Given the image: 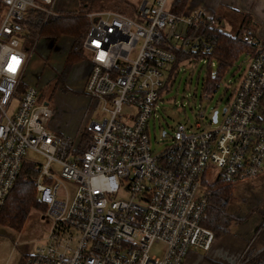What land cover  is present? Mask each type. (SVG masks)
Segmentation results:
<instances>
[{
  "label": "built area",
  "instance_id": "obj_1",
  "mask_svg": "<svg viewBox=\"0 0 264 264\" xmlns=\"http://www.w3.org/2000/svg\"><path fill=\"white\" fill-rule=\"evenodd\" d=\"M58 1L0 0V210L30 160L41 164L37 188L52 220L46 242L23 264H184L191 250L209 251L216 237L202 224L207 183L264 178V39L244 35L259 51L246 56L222 119L217 110L200 111L194 125L179 122L156 152L149 122L177 66L197 60L184 57L174 68L178 52L210 53L196 31L219 18L202 9L178 14V0H142L132 16L91 11L84 92L101 113L77 135H62L51 128L50 101L24 79L39 40L23 21L31 10L59 14ZM12 57L19 60L15 73L6 71ZM87 132L89 144L78 151ZM30 151L45 160L31 159ZM65 181L74 183L72 194ZM156 245L163 246L159 254L152 253ZM246 256L236 264H252Z\"/></svg>",
  "mask_w": 264,
  "mask_h": 264
},
{
  "label": "rangeland",
  "instance_id": "obj_2",
  "mask_svg": "<svg viewBox=\"0 0 264 264\" xmlns=\"http://www.w3.org/2000/svg\"><path fill=\"white\" fill-rule=\"evenodd\" d=\"M81 1L59 0L56 4V12H76L79 8L85 6ZM86 1V4L92 7L93 11L122 10L125 14L130 16L134 15L140 7L136 0ZM218 13L222 17L221 26L225 31L231 33L232 31L236 32L238 27L236 15L231 16L228 15V13H222V11ZM71 43L72 38L68 36H62L58 40L40 37L24 79L29 84L37 85L41 89L43 97L46 99L49 98L48 100L51 101L53 107H55V104L61 107L65 124L72 129L77 126L80 129L84 127V124L88 123L90 119L98 118L101 111L100 109L93 110L94 103L90 102L89 97L84 92L83 84L86 80L87 64L89 63L88 55L85 60L77 63V66L73 67L69 72L68 79L64 84L66 88H63L61 84L55 88L54 77L59 74ZM246 60V55L240 57L235 65L225 73L216 91L210 94L204 89L208 73V65L205 59H195L193 61L185 60L177 66L176 74L170 79V87L159 101L155 115L152 116L149 122L152 149L156 152H161L170 141L173 128L179 122L194 125L200 111H204L207 115H211L217 110L219 111V118L222 119L223 110L231 99L233 88L237 82L236 80L246 67ZM216 65V61H213V73L217 71ZM52 90H54V92L50 99ZM206 94L212 97L207 99L204 97ZM164 133H167V135H164ZM75 135H77V133ZM28 155L31 159L38 160L39 162L45 160L42 155L33 151H30ZM56 174L60 175V172L57 171ZM65 182L72 194L74 191V183L70 181ZM244 184H246V182L239 183L236 186L239 187ZM236 189L238 188L234 190L236 191ZM238 200L236 194H234L233 201L226 207L227 212L235 217L231 225L233 222L244 223L246 220V217L238 219V217L230 211L232 209V204ZM259 205H257V207ZM44 212L39 210L32 211L21 231L0 225V264H23L32 249L46 242L52 228V220ZM259 232L260 230L257 231L255 237L248 243L251 249L254 247L258 249L263 244L260 237H257ZM255 239L256 241L254 242ZM263 246L258 249L255 254L261 251ZM162 248V245H156L152 253L159 254ZM247 250L248 247L245 250L248 257H253L255 255L250 253L247 254ZM200 253L202 254L201 256L206 255V251ZM203 264H205V262Z\"/></svg>",
  "mask_w": 264,
  "mask_h": 264
},
{
  "label": "trees",
  "instance_id": "obj_3",
  "mask_svg": "<svg viewBox=\"0 0 264 264\" xmlns=\"http://www.w3.org/2000/svg\"><path fill=\"white\" fill-rule=\"evenodd\" d=\"M86 2V0H82L81 3L85 4V6L79 8L76 12L53 14L47 18L45 12L31 10L23 21L24 27L29 31L31 40L36 38L39 40L40 37L55 40H58L62 36L72 38L64 64L59 74L54 77L55 88L60 84L63 88H66L64 84L72 67L87 58V53L83 49V42L90 25L87 13L93 11V8L89 7ZM187 3L188 0H178L173 5V11L182 14L186 9ZM119 12L125 14L122 10H119ZM244 19L246 20V16ZM244 19L235 34L225 31L220 23L211 27L208 25L199 27L196 31L197 34L203 35L206 42L212 46V51L210 53L198 52L196 54L190 51H179L174 68L184 57L195 55L198 60L207 57L208 73L204 89L206 92H215L221 84L225 73L235 65L240 57L243 55L253 56L259 51L256 46L244 40V35L250 31ZM213 61L217 63V71L215 73L212 72ZM24 88L25 85H21L20 90L23 91ZM54 90H52L50 99ZM89 141L90 135L87 132L79 143L78 151L85 150ZM40 169V163L30 160L23 162L17 180L0 210V225L21 231L32 211L39 210L44 212L47 210V205L39 198L37 188V178ZM207 184L211 190V196L202 224L213 230L215 237L219 238L230 232L231 222L235 220V217L226 210L227 205L234 199L235 185L220 178ZM255 210L264 218V200ZM262 223L257 237H260L263 246L264 219ZM258 249L248 247V253L253 255ZM251 262L252 264H264V248L252 257Z\"/></svg>",
  "mask_w": 264,
  "mask_h": 264
},
{
  "label": "crops",
  "instance_id": "obj_4",
  "mask_svg": "<svg viewBox=\"0 0 264 264\" xmlns=\"http://www.w3.org/2000/svg\"><path fill=\"white\" fill-rule=\"evenodd\" d=\"M136 1H138L140 5L142 0ZM198 9H202L208 14L215 12L220 19V24L222 22V17L218 13L219 11H222L224 14L228 13V15L231 16L236 15L238 27L236 32L232 31L233 34L237 33L246 16V20L244 19V21L250 30L249 32L264 39V0H188L185 10L190 12ZM76 66L77 64L73 67ZM89 71L90 64L88 63L86 78ZM84 85L85 82L83 87ZM53 108L54 116L50 123L51 128L58 134L74 136L78 131L77 129H79L78 126L72 129L65 124L61 107L55 104ZM235 188H238L236 191L234 190V194H236L239 200L232 204V209L230 211L238 217V219L246 217L245 222H233L230 233L221 238H216L212 248L206 252L205 256H201L202 254L200 252H203L202 250H191L184 264H203L204 262L205 264H236L243 252L249 247V241L254 238L257 231L261 229L264 219L263 216L255 210L257 205L261 204L264 200V178L258 177L239 187L235 186Z\"/></svg>",
  "mask_w": 264,
  "mask_h": 264
},
{
  "label": "snow or ice",
  "instance_id": "obj_5",
  "mask_svg": "<svg viewBox=\"0 0 264 264\" xmlns=\"http://www.w3.org/2000/svg\"><path fill=\"white\" fill-rule=\"evenodd\" d=\"M19 65V60L16 57H12L11 61L6 65V71L15 73Z\"/></svg>",
  "mask_w": 264,
  "mask_h": 264
},
{
  "label": "water",
  "instance_id": "obj_6",
  "mask_svg": "<svg viewBox=\"0 0 264 264\" xmlns=\"http://www.w3.org/2000/svg\"><path fill=\"white\" fill-rule=\"evenodd\" d=\"M224 110H225V109H224ZM214 119H215V120L217 119V112L215 113Z\"/></svg>",
  "mask_w": 264,
  "mask_h": 264
}]
</instances>
